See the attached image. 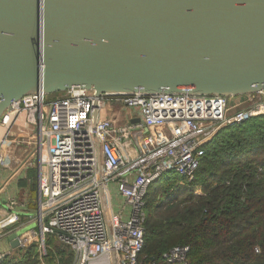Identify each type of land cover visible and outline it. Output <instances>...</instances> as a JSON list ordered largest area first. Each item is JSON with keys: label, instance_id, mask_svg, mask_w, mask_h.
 <instances>
[{"label": "built area", "instance_id": "2783aa9c", "mask_svg": "<svg viewBox=\"0 0 264 264\" xmlns=\"http://www.w3.org/2000/svg\"><path fill=\"white\" fill-rule=\"evenodd\" d=\"M253 94L256 96L247 106L237 109L224 96L164 92L101 94L95 106L93 92L78 86L54 98L29 94L12 102L0 116V169L19 170L36 164L38 199L33 216L20 213L27 210L26 205L18 208L15 200H8L19 222L2 224L0 239L16 233L18 244L13 252L17 248L23 253L35 246L40 264L48 250L47 236L73 253L70 264H113L112 252L115 264H150L139 260L149 187L168 173L192 181L205 154L204 145L221 127L264 114V91ZM110 97H120L116 107L135 110L139 122L118 125L102 118L103 110L113 106ZM13 149L20 152L15 154ZM124 149L131 151L124 153ZM113 184L123 201L118 211L109 201ZM32 221L36 228L18 233ZM188 251L189 246L178 245L161 257L187 264ZM13 255L10 250L2 251L0 261Z\"/></svg>", "mask_w": 264, "mask_h": 264}, {"label": "water", "instance_id": "95a60500", "mask_svg": "<svg viewBox=\"0 0 264 264\" xmlns=\"http://www.w3.org/2000/svg\"><path fill=\"white\" fill-rule=\"evenodd\" d=\"M74 86L95 106L101 94L264 91V0H0V116Z\"/></svg>", "mask_w": 264, "mask_h": 264}, {"label": "trees", "instance_id": "16d2710c", "mask_svg": "<svg viewBox=\"0 0 264 264\" xmlns=\"http://www.w3.org/2000/svg\"><path fill=\"white\" fill-rule=\"evenodd\" d=\"M109 99L119 104L120 97ZM204 150L192 181L169 176L149 187L139 260L179 264L161 254L187 245V264H264V114L221 127ZM37 257L31 246L0 264H40ZM72 259L61 245L48 249L43 262Z\"/></svg>", "mask_w": 264, "mask_h": 264}, {"label": "crops", "instance_id": "0c3cea01", "mask_svg": "<svg viewBox=\"0 0 264 264\" xmlns=\"http://www.w3.org/2000/svg\"><path fill=\"white\" fill-rule=\"evenodd\" d=\"M254 94H246V95H239L236 97L229 98V106L231 108H242L248 105V101L255 97ZM102 118H110L115 121L118 125L130 124V123H138L139 120L136 116V111H125L121 110L119 107L116 106H109L103 110L101 114ZM134 118V119H132ZM11 150V149H10ZM131 149H124V153H130ZM13 153L17 154L20 151L17 149L12 150ZM178 177L180 176L176 174L166 175L165 177ZM164 179V178H163ZM162 179L155 181L151 185L160 182ZM36 187H37V167L34 164V167L28 168H21L19 170L15 169H8V168H1L0 169V218L3 217L2 222L0 220V227L2 224L7 223V220L12 221L10 223L14 226L17 222V216L15 213L8 207V200L11 199L15 200L17 203V207L19 208L21 204L26 205L27 210L31 208L30 204L33 206L35 199L36 201ZM38 188V187H37ZM33 201V202H32ZM110 204L113 207L114 211H118L120 207L123 206V201L118 195L115 185H111L110 187V195H109ZM15 216V218H14ZM1 229V228H0ZM8 237V236H7ZM7 237L0 239V252L4 251H11L13 249L10 245V241ZM15 253V251L13 252Z\"/></svg>", "mask_w": 264, "mask_h": 264}, {"label": "rangeland", "instance_id": "374dc122", "mask_svg": "<svg viewBox=\"0 0 264 264\" xmlns=\"http://www.w3.org/2000/svg\"><path fill=\"white\" fill-rule=\"evenodd\" d=\"M35 198H36V201H35V199H33V201H34V205L32 206V205L30 204V206H31L30 209H28V210H26V211H22V212H20V213H29V214H28L29 216H33L34 213H35V210H36V202H37V199H38L37 187H36V196H35ZM33 201H32V202H33ZM14 218H15V217H14ZM2 219H3V217L0 218L1 222H2ZM18 219H19V218H18ZM18 219H17V221H18ZM26 219H27V217L24 218V220H26ZM21 220H23V217L21 218ZM1 222H0V223H1ZM10 223H13V222L7 220V223H4L3 226H4V225H5V226L11 225ZM36 227H37V223H36L35 221L28 222V223L25 224L24 227H22V228L18 231V233H20L21 231H29L31 228H36ZM0 228H1V227H0ZM46 243H47V245H48V249H54V248H56V247L58 248V247H61V245H62V243H61L58 239H56L55 237H53V236H47V237H46ZM14 251H15L14 255H19V253H21V251H19L17 248H15ZM256 251H257V250H256ZM12 253H13V252H12Z\"/></svg>", "mask_w": 264, "mask_h": 264}]
</instances>
